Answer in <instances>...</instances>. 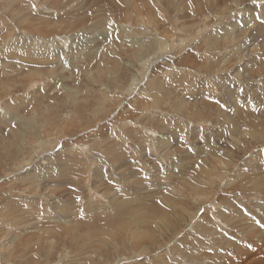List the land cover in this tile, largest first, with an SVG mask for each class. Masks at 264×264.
<instances>
[{"label": "rangeland", "instance_id": "374dc122", "mask_svg": "<svg viewBox=\"0 0 264 264\" xmlns=\"http://www.w3.org/2000/svg\"><path fill=\"white\" fill-rule=\"evenodd\" d=\"M0 264H264V0H0Z\"/></svg>", "mask_w": 264, "mask_h": 264}, {"label": "snow or ice", "instance_id": "6c2138e0", "mask_svg": "<svg viewBox=\"0 0 264 264\" xmlns=\"http://www.w3.org/2000/svg\"><path fill=\"white\" fill-rule=\"evenodd\" d=\"M253 2L255 3V0H253ZM216 103L220 104L221 108H225L226 107V102L225 103H220V101H216Z\"/></svg>", "mask_w": 264, "mask_h": 264}]
</instances>
